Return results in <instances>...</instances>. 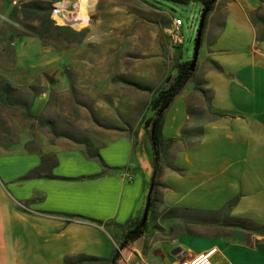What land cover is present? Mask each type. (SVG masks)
<instances>
[{
	"label": "crops",
	"instance_id": "obj_1",
	"mask_svg": "<svg viewBox=\"0 0 264 264\" xmlns=\"http://www.w3.org/2000/svg\"><path fill=\"white\" fill-rule=\"evenodd\" d=\"M63 1L69 12L72 0ZM203 25L193 78L164 111L162 135L174 144L154 187L160 200L153 207L191 209L192 219L149 225L151 144L144 156L126 128L104 130L100 159L71 140L0 150V264H64L80 255L99 260L76 264H111L104 259L122 239L115 223L145 214L146 230L121 264H175L213 247L216 264H264V235L221 219L264 225V0H215ZM190 124L198 135L184 134ZM43 155L55 165L43 164ZM42 170L47 175L27 177Z\"/></svg>",
	"mask_w": 264,
	"mask_h": 264
},
{
	"label": "rangeland",
	"instance_id": "obj_2",
	"mask_svg": "<svg viewBox=\"0 0 264 264\" xmlns=\"http://www.w3.org/2000/svg\"><path fill=\"white\" fill-rule=\"evenodd\" d=\"M85 1L72 0L67 10L75 11ZM62 2L1 3L0 86L7 87L10 104H0V150L22 146L30 150L71 140L93 151L104 130L115 126L133 131L138 152L142 149L145 156L144 143L149 139L144 122L153 113L151 100L175 72L177 54L182 52V60L192 58L203 4L196 0H93L83 21L77 22L72 12L58 5ZM24 3H51V17L57 24L87 29L86 34L75 41L63 37L42 41L24 27L33 22L19 11ZM175 17L182 20L184 41L172 49L168 31ZM202 99L207 95L202 93ZM176 108L177 104L172 110L177 113ZM28 112L33 116H27ZM187 128H193L192 124ZM148 168L144 162L142 169ZM164 208L161 204L152 208V228L169 221L160 215ZM119 244L113 243V252H120L116 261L121 264L127 246L119 250Z\"/></svg>",
	"mask_w": 264,
	"mask_h": 264
},
{
	"label": "trees",
	"instance_id": "obj_3",
	"mask_svg": "<svg viewBox=\"0 0 264 264\" xmlns=\"http://www.w3.org/2000/svg\"><path fill=\"white\" fill-rule=\"evenodd\" d=\"M179 3H186L190 0H171ZM203 4L201 16L204 15V21L207 13L212 9L215 0H196ZM19 11L26 18L32 19L33 22L30 24H25L24 27L29 33L38 36L42 41L49 40L51 38L55 39L57 37H63L67 41H75L80 39V37L86 34L87 29L75 30L69 24H57L55 20L51 17L53 12V6L51 3H24ZM16 12V10H14ZM204 24V22H203ZM204 26V25H203ZM203 27L201 29L202 36ZM178 45L176 48H179ZM183 54L180 51L177 54V65L174 73L164 81V83L156 91V94L151 100V110L152 115L144 122V128L147 131L148 139L151 143V164H152V175L150 180V189L147 193L146 198V208L151 209L155 204V200H160L157 195V191H154V187L159 185L158 177L162 170V163H166V155L168 149L173 146L174 139L165 138L162 135V124L164 111L172 102L174 97L181 91L185 83L193 77L194 70H190L191 59H184ZM202 93L207 95V91L200 89ZM209 96H207V99ZM0 104H10V98L6 86H0ZM27 116L32 117L33 114L27 113ZM199 128H185L184 134L186 135H198ZM86 151L89 157L99 158V154L96 149L91 151L87 148ZM165 158V159H164ZM100 159V158H99ZM101 161V160H100ZM42 162L47 167L51 168L55 165V157L53 155H43ZM37 175H47L45 171H32L27 177L37 176ZM231 204L228 203L225 210L218 212L220 216H224L227 213V208ZM226 212V213H225ZM165 219L172 220L174 218L190 221L193 216L191 209L182 207H165L160 214ZM147 214L140 219L130 218L125 224H116L122 230V239L119 244V249L126 247L131 244L134 240L141 237L147 227ZM222 220L228 221L230 224L240 225L244 228L254 230L257 233L264 235V225L258 224L249 218H227L223 217ZM100 222V221H97ZM120 258V252L117 249L114 250L110 259H104L106 262L115 264L116 259ZM98 258L92 256H75L66 257L64 264H76L80 261H97Z\"/></svg>",
	"mask_w": 264,
	"mask_h": 264
},
{
	"label": "built area",
	"instance_id": "obj_4",
	"mask_svg": "<svg viewBox=\"0 0 264 264\" xmlns=\"http://www.w3.org/2000/svg\"><path fill=\"white\" fill-rule=\"evenodd\" d=\"M182 20L178 17L174 18L172 27L168 31V43L170 48L174 49L181 41L183 34L181 32ZM127 179H132L130 173L125 174ZM216 251V248H210L208 250L193 254V255H180L175 264H216L212 259V255Z\"/></svg>",
	"mask_w": 264,
	"mask_h": 264
},
{
	"label": "water",
	"instance_id": "obj_5",
	"mask_svg": "<svg viewBox=\"0 0 264 264\" xmlns=\"http://www.w3.org/2000/svg\"><path fill=\"white\" fill-rule=\"evenodd\" d=\"M203 22H204V15L201 16V21H200L199 29H198L197 35L195 37V46H194L193 56L191 58L190 70H193L194 69L195 64H196V61H197L198 51H199L200 42H201V29L203 27ZM179 251H180V249L178 248V249L172 251V254H177V253H179ZM178 257H180V255Z\"/></svg>",
	"mask_w": 264,
	"mask_h": 264
},
{
	"label": "bare ground",
	"instance_id": "obj_6",
	"mask_svg": "<svg viewBox=\"0 0 264 264\" xmlns=\"http://www.w3.org/2000/svg\"><path fill=\"white\" fill-rule=\"evenodd\" d=\"M92 4H93V0H87V1H85V3L82 2L81 7L77 8L75 11L71 10L72 11V13H71L72 19L77 21V22H82L86 11L91 8ZM58 18H59L60 22L63 21V19L61 17H58Z\"/></svg>",
	"mask_w": 264,
	"mask_h": 264
}]
</instances>
